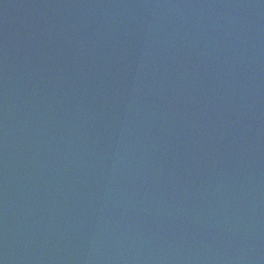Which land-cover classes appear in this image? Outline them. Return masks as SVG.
Listing matches in <instances>:
<instances>
[{
    "label": "water",
    "instance_id": "95a60500",
    "mask_svg": "<svg viewBox=\"0 0 264 264\" xmlns=\"http://www.w3.org/2000/svg\"><path fill=\"white\" fill-rule=\"evenodd\" d=\"M0 264H264V0H0Z\"/></svg>",
    "mask_w": 264,
    "mask_h": 264
}]
</instances>
